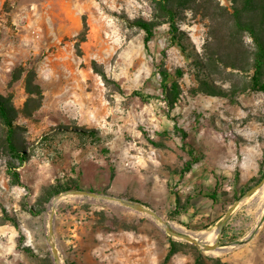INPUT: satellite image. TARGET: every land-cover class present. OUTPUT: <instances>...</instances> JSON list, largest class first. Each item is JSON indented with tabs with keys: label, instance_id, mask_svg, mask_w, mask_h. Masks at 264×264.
<instances>
[{
	"label": "rangeland",
	"instance_id": "374dc122",
	"mask_svg": "<svg viewBox=\"0 0 264 264\" xmlns=\"http://www.w3.org/2000/svg\"><path fill=\"white\" fill-rule=\"evenodd\" d=\"M219 2L230 8L229 0ZM155 14L151 0H0V94L15 107L16 141L28 155L23 165L14 161L22 183L16 185L8 156L0 154V264H54L47 244L51 187L77 181L83 190L140 201L210 243L207 233L219 223L186 225L176 199L188 189L213 188L216 178L233 185L253 152L263 169L254 180L261 179L264 93L250 88L253 42L233 30L224 11L198 8L178 11L182 48L163 24L147 49L144 32L131 22ZM162 61L171 74L182 72L173 108L155 68ZM28 81L39 85L42 98L27 92ZM4 133L0 124V141ZM187 162L190 171L182 173ZM224 195L222 217L236 202L233 189ZM251 198L225 224L229 242L220 245L228 252L172 238L176 253L168 264H264V205ZM73 227L84 228L76 248L68 244ZM107 232L142 241L130 242L131 257L121 259L109 254L116 246L103 241ZM169 238L151 218L119 205L66 198L56 209L65 264H160ZM246 249L253 259L236 258Z\"/></svg>",
	"mask_w": 264,
	"mask_h": 264
},
{
	"label": "trees",
	"instance_id": "16d2710c",
	"mask_svg": "<svg viewBox=\"0 0 264 264\" xmlns=\"http://www.w3.org/2000/svg\"><path fill=\"white\" fill-rule=\"evenodd\" d=\"M155 6L156 14L151 20L135 19L131 22L132 26H135L142 30L145 34L144 45L148 49L149 43L155 36L156 29L167 24L169 26V33L171 34V39L175 45L181 46L182 40L180 36V30L176 23L177 14L179 10H198V8L204 9H220L226 14L230 15L232 21L233 30L237 34L246 35L254 45V50L252 53V68L253 74L251 76V86L250 88L254 91L264 93V0H229L230 10L221 6L219 0H151ZM87 27L86 22H84V28ZM241 41V39H240ZM157 73L160 76V84L163 91V98L169 107L173 108L177 104L181 89L180 84L177 80L182 75L180 70H177L175 74H171L168 69L163 65V61L155 65ZM97 72H100L97 67H94ZM105 77L104 73H101ZM203 84H207L203 82ZM26 90L30 95L35 96L37 99L42 98V91L39 85H35L32 81H28L26 85ZM131 96L139 97L142 100H148L150 96L141 91L132 92ZM16 110L12 101L9 97H4L0 94V124L5 129L4 137L0 141V154L5 151L8 156L9 161L7 162L8 172L11 175L13 183L16 185H21V178L16 170L17 166L14 161H18L19 165H23L28 159L27 152L24 148L16 141L17 126L14 123V116ZM91 133V132H90ZM186 134L183 133V138ZM46 140L49 139L48 136L45 137ZM189 153L193 155L194 150L190 148ZM194 160L198 162V158L194 157ZM192 163L187 162L186 167L183 169L182 173L189 172ZM264 173L261 178H263ZM237 180V179H236ZM252 183H257L254 179ZM77 181H72L71 183H66L64 185H59L51 187L46 196V201H50L52 198L56 197L62 192L69 190H78L80 187ZM251 185V184H250ZM249 184L245 185L240 189L239 193L234 195L237 200L238 197L242 196L248 189H250ZM220 188L218 185L215 186L214 191H207V193H201L205 197L216 199L218 190ZM176 205H179L178 199L175 201ZM31 214L39 215L40 212L30 209ZM17 226V224L15 223ZM228 229L227 225L223 228L221 243L225 244L227 241ZM237 239L233 237L230 242H235ZM170 248L166 254L164 260L160 264H168L171 257L176 253V242L170 237L169 238ZM24 251L28 254H33L31 248L25 247ZM195 264H199V259L196 260Z\"/></svg>",
	"mask_w": 264,
	"mask_h": 264
},
{
	"label": "crops",
	"instance_id": "0c3cea01",
	"mask_svg": "<svg viewBox=\"0 0 264 264\" xmlns=\"http://www.w3.org/2000/svg\"><path fill=\"white\" fill-rule=\"evenodd\" d=\"M263 171L261 167V162L256 158V152H253L252 154H249L247 158L242 160V164L239 168V173L236 175L237 180L236 182L226 187V184L221 181L220 178H216L215 182L213 184V188L211 189H204L199 188L196 189V194H192L189 189L185 191V197L178 199L179 206L178 208L175 207V211L178 215V219L182 222H184L186 225H190L193 223L198 222L199 220L201 222H206L207 224L212 227L213 225L220 222L222 218V212L223 209L226 207L227 203L225 202V195L224 191L228 190L230 194V190L233 189V195H236L239 193V190L242 189L245 185L249 183V181H252L255 177L260 176V173ZM218 185L220 188L218 190V194L215 200L205 197L201 193H207V191H214L215 186ZM240 188V189H239ZM182 192V191H181ZM233 218V216L231 217ZM84 228H71V237L68 240V244H72L73 248H76L79 246L83 240L82 238V230ZM228 229V227H227ZM253 232V229L250 233ZM109 236L105 237L103 241L108 242L110 245L116 246V248L112 251H110L109 254L116 256L118 258H126L129 259L131 257L130 255V247L129 243L136 240V241H142L140 238H132L123 235V233L120 232H107ZM56 238V233H55ZM58 245V244H57ZM147 246H148V240H147ZM141 247H143V244L141 243ZM59 248V246H58ZM253 249H246V251H241L238 253L236 258L243 259L245 261H248L250 258L253 259ZM61 254V252H60ZM62 259L64 256L61 254ZM79 258V257H78ZM144 259V255H141V260ZM74 261V259H72ZM63 262L65 264L66 259H63ZM69 263V262H68Z\"/></svg>",
	"mask_w": 264,
	"mask_h": 264
},
{
	"label": "water",
	"instance_id": "95a60500",
	"mask_svg": "<svg viewBox=\"0 0 264 264\" xmlns=\"http://www.w3.org/2000/svg\"><path fill=\"white\" fill-rule=\"evenodd\" d=\"M263 188H264V176L259 180L258 183H256L254 186L248 189L240 198H238L236 202L228 209L225 215L221 218L216 228L217 238L213 243L206 242L201 237H195L191 234H188L186 232L177 229L176 227L169 224L154 209L146 206L140 201L127 197L116 196L109 193L95 192L92 190L78 189V190L65 191L60 193L50 201V216L48 221L47 244L50 248L54 264H64L55 238L57 208H55V204L53 202L59 201L61 197L65 196L63 198V201L66 198H80V199L98 200L105 203L122 206L124 208H127L129 210L135 211L137 213L143 214L151 218L154 222L159 224V226L162 228L165 234H167L168 236H170L175 240H180L190 243L200 251H204V252L216 251L219 253H225L228 252V248H226V246L220 245V240L222 237L223 228L225 224L230 219L233 211L235 210V208H237V206H240L243 203H245L254 194L262 191Z\"/></svg>",
	"mask_w": 264,
	"mask_h": 264
},
{
	"label": "bare ground",
	"instance_id": "6f19581e",
	"mask_svg": "<svg viewBox=\"0 0 264 264\" xmlns=\"http://www.w3.org/2000/svg\"><path fill=\"white\" fill-rule=\"evenodd\" d=\"M65 196H63V197H61V199L59 200V201H55V202H53L54 204H55V208H57L59 205H60V203L63 201V198H64ZM252 200H254V201H256V202H258L259 204H263L264 205V188L262 189V191H260V192H258V193H256V194H254L253 196H252V198H251ZM250 204V203H249ZM254 204V203H253ZM248 205V204H247ZM258 206V205H257ZM259 208V207H258ZM262 224V223H261ZM177 229H179V230H181V231H183V232H186L183 228H181V227H176ZM207 237L208 238H210L211 239V241L212 242H210V243H213L215 240H216V238H217V233H216V231H211V232H209V233H207ZM206 241V240H205Z\"/></svg>",
	"mask_w": 264,
	"mask_h": 264
}]
</instances>
